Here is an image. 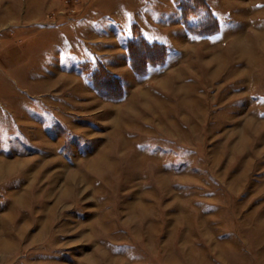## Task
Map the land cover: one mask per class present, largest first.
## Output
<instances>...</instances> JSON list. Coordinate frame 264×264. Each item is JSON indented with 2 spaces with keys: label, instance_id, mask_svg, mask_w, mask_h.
Returning a JSON list of instances; mask_svg holds the SVG:
<instances>
[{
  "label": "rangeland",
  "instance_id": "1",
  "mask_svg": "<svg viewBox=\"0 0 264 264\" xmlns=\"http://www.w3.org/2000/svg\"><path fill=\"white\" fill-rule=\"evenodd\" d=\"M0 161V264H264V0H0Z\"/></svg>",
  "mask_w": 264,
  "mask_h": 264
},
{
  "label": "bare ground",
  "instance_id": "2",
  "mask_svg": "<svg viewBox=\"0 0 264 264\" xmlns=\"http://www.w3.org/2000/svg\"><path fill=\"white\" fill-rule=\"evenodd\" d=\"M1 161H2V160H1ZM1 161H0V162H1ZM4 164H5V163H4ZM4 167H5V166H4ZM6 167H7V165H6ZM0 168H2V167H0ZM0 175H1V174H0Z\"/></svg>",
  "mask_w": 264,
  "mask_h": 264
},
{
  "label": "trees",
  "instance_id": "3",
  "mask_svg": "<svg viewBox=\"0 0 264 264\" xmlns=\"http://www.w3.org/2000/svg\"><path fill=\"white\" fill-rule=\"evenodd\" d=\"M147 45H149V44H147Z\"/></svg>",
  "mask_w": 264,
  "mask_h": 264
}]
</instances>
